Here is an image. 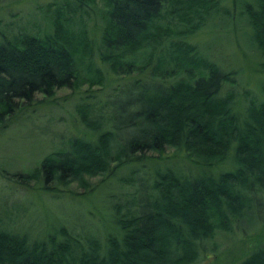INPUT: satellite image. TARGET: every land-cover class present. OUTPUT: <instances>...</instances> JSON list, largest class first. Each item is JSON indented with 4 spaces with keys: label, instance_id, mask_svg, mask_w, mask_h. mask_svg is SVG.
Wrapping results in <instances>:
<instances>
[{
    "label": "trees",
    "instance_id": "obj_1",
    "mask_svg": "<svg viewBox=\"0 0 264 264\" xmlns=\"http://www.w3.org/2000/svg\"><path fill=\"white\" fill-rule=\"evenodd\" d=\"M101 1L99 61L118 77L148 69L149 80L118 87L114 96L123 86L129 92L124 104L106 99L98 107L79 106L91 140L72 137L28 170L2 177L27 189L82 197L94 190L93 178L102 184L134 165L118 177L133 190L109 206L116 234L106 232L102 241L93 234L73 235L61 224L30 238L0 222V264H192L203 249L214 253L215 232L230 235L234 222L264 193V84L259 100L237 87L223 89L235 84V72L223 71L184 40L218 13L217 0ZM250 1L237 12L251 29L262 71L264 0ZM95 2L73 0L68 8L65 1L49 3L44 10L50 30L44 35L0 34L2 127L37 93L47 98L81 81L88 88L103 83L91 65L82 75L77 71L91 55L90 44L83 32L70 30L75 12ZM236 96L244 103L242 114L234 112ZM87 106L93 107L90 118ZM167 148L181 153L195 172L150 170L146 162ZM224 164L229 167L220 168ZM239 264H264V247Z\"/></svg>",
    "mask_w": 264,
    "mask_h": 264
},
{
    "label": "rangeland",
    "instance_id": "obj_2",
    "mask_svg": "<svg viewBox=\"0 0 264 264\" xmlns=\"http://www.w3.org/2000/svg\"><path fill=\"white\" fill-rule=\"evenodd\" d=\"M64 1L68 4L67 8L74 4L73 0H0V34L13 35L26 31L44 35V31L50 30V13L44 9L48 8L49 3L61 2L62 5ZM244 1L251 3L250 0H217L218 13L207 17L200 30L184 37V40L196 46L200 56L208 58L223 71L232 69L235 72V84L225 83L221 85L223 89L225 85L235 89L237 87L239 91L249 92L246 96L252 95L259 100V88L264 84V70L261 71L256 64L260 57L250 43L251 29L244 21L245 18L237 12ZM102 5L101 0H96L94 5L81 7L71 18L70 30L73 33L83 32L90 44L91 55L79 63L77 71L82 75L84 67L91 65L101 71L103 83L88 88L81 81L78 87L58 88L47 98L37 93L6 119V126L0 124V222L9 229L26 232L30 238L37 233H45L57 224L66 227L73 235L93 234L101 241L106 232L115 235L116 231L110 223L109 217L112 214L109 206L115 203L117 197L126 199L125 195L133 190L131 185H122L118 177H123L134 165H125L102 184H96L98 177L93 178L91 182L94 183V190L82 197H71L68 194L59 196L34 188L27 189L2 177L5 173L28 170L41 156L59 150L72 137L91 140L92 135L80 123L77 114L79 106L96 103L93 107H98L106 99L124 104L129 92L123 86L114 96L118 87L134 80H149L148 69L140 74L118 77L107 71L106 65L99 61L97 54L98 48H101ZM242 102L236 96L234 112L243 113ZM90 109L88 107L85 112L87 118L91 116ZM184 160L181 153L167 148L161 158L146 163L152 171L166 167L173 169V173L195 170L193 164ZM224 167L229 166H220ZM69 188L70 191L75 190L72 186ZM245 211L244 217L234 222L230 235L215 232L211 242L217 244L216 251L213 253L203 249L192 264H239L248 252L263 248L264 193L260 200H254Z\"/></svg>",
    "mask_w": 264,
    "mask_h": 264
}]
</instances>
